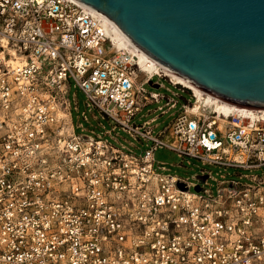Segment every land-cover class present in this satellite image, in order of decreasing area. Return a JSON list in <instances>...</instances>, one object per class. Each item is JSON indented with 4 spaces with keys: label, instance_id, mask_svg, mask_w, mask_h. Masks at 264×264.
<instances>
[{
    "label": "built area",
    "instance_id": "built-area-1",
    "mask_svg": "<svg viewBox=\"0 0 264 264\" xmlns=\"http://www.w3.org/2000/svg\"><path fill=\"white\" fill-rule=\"evenodd\" d=\"M89 9L0 0V264H264V120L221 127L191 94L158 131L138 122L187 88L142 73Z\"/></svg>",
    "mask_w": 264,
    "mask_h": 264
},
{
    "label": "water",
    "instance_id": "water-1",
    "mask_svg": "<svg viewBox=\"0 0 264 264\" xmlns=\"http://www.w3.org/2000/svg\"><path fill=\"white\" fill-rule=\"evenodd\" d=\"M77 1L166 69L229 102L264 108V0Z\"/></svg>",
    "mask_w": 264,
    "mask_h": 264
},
{
    "label": "bare ground",
    "instance_id": "bare-ground-1",
    "mask_svg": "<svg viewBox=\"0 0 264 264\" xmlns=\"http://www.w3.org/2000/svg\"><path fill=\"white\" fill-rule=\"evenodd\" d=\"M92 13L99 15L104 20V27L107 34L116 42L117 47L127 48L131 50L135 57L140 71L145 74H162L168 77L174 84L182 85L189 89L194 97V101L187 106V109L192 112H199L204 116L214 117L221 127L225 126L226 117L230 115H241L253 117L258 115L264 120V108H256L251 106H244L229 102L214 94L205 91L196 86L192 82L186 80L182 76L172 72L161 66L135 44H133L108 18L100 12L89 9Z\"/></svg>",
    "mask_w": 264,
    "mask_h": 264
},
{
    "label": "rangeland",
    "instance_id": "rangeland-1",
    "mask_svg": "<svg viewBox=\"0 0 264 264\" xmlns=\"http://www.w3.org/2000/svg\"><path fill=\"white\" fill-rule=\"evenodd\" d=\"M157 76H153V82H146L144 84V86L147 89H154L158 92H162L165 94L169 95V92H167V90H165V88L163 86H155L156 84L162 82L164 84V86H170L171 88L173 87L172 85H170V83L168 82V78L165 77V79H158ZM158 81V82H156ZM188 92H185L182 94L183 97H181V99H178V103L176 105L175 108H171L167 111H162L161 109H157V104L156 103H150L147 106H145L142 111H141V115H143L140 120L138 122H140L142 119H148L152 116H156V123L158 124L157 127L155 128L156 131H158L159 129L163 128L164 126L168 125L172 119V114L178 111V107H180V104L182 101H185V99L191 97V91L189 89H187ZM78 98H79V111L83 110L84 107L82 106V100H83V95L78 92ZM194 101V97L190 98V102ZM163 102V101H162ZM85 110V109H84ZM148 110H151L150 113H147ZM154 110V111H152ZM86 111V110H85ZM87 113V112H86ZM199 113V112H197ZM75 114V113H74ZM146 114V116H145ZM87 115L89 116V120H90V124H92L93 126L96 124V121L89 115V113H87ZM85 127H87L88 129H94L97 130V128L94 127H89V124H84ZM154 157L156 160L161 161V162H165L166 165L169 167V172L171 173H175L183 178H187L190 179L191 181H195V173L198 171L197 167L194 166H189V165H170L172 163H179L180 162V157L179 155L174 152L171 151L167 148L164 147H160L158 148L155 153H154Z\"/></svg>",
    "mask_w": 264,
    "mask_h": 264
}]
</instances>
